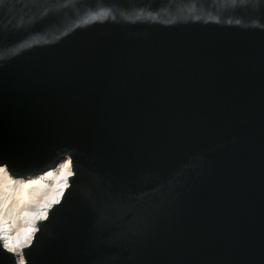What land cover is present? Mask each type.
I'll return each mask as SVG.
<instances>
[{
  "label": "water",
  "instance_id": "water-1",
  "mask_svg": "<svg viewBox=\"0 0 264 264\" xmlns=\"http://www.w3.org/2000/svg\"><path fill=\"white\" fill-rule=\"evenodd\" d=\"M66 157L24 264H264V0H0V165Z\"/></svg>",
  "mask_w": 264,
  "mask_h": 264
},
{
  "label": "bare ground",
  "instance_id": "bare-ground-1",
  "mask_svg": "<svg viewBox=\"0 0 264 264\" xmlns=\"http://www.w3.org/2000/svg\"><path fill=\"white\" fill-rule=\"evenodd\" d=\"M1 174L5 189L0 192V245L13 254L17 264H24L22 250L37 232V222L46 218L63 196L72 174L71 162L66 157L54 169L25 180L14 179L5 165H0ZM13 194L15 202H10Z\"/></svg>",
  "mask_w": 264,
  "mask_h": 264
},
{
  "label": "rangeland",
  "instance_id": "rangeland-1",
  "mask_svg": "<svg viewBox=\"0 0 264 264\" xmlns=\"http://www.w3.org/2000/svg\"><path fill=\"white\" fill-rule=\"evenodd\" d=\"M4 168V167H3ZM2 174L0 175V192L2 191V190H4L5 188H4V185H1V179H2ZM3 183V182H2ZM10 202H15V197H14V194L13 195H11V198H10Z\"/></svg>",
  "mask_w": 264,
  "mask_h": 264
}]
</instances>
